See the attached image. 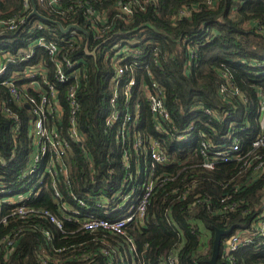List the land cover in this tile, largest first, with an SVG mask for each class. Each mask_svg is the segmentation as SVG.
Here are the masks:
<instances>
[{"label": "built area", "instance_id": "obj_1", "mask_svg": "<svg viewBox=\"0 0 264 264\" xmlns=\"http://www.w3.org/2000/svg\"><path fill=\"white\" fill-rule=\"evenodd\" d=\"M21 2V11L12 17L0 18V34L19 32L18 37L25 46L15 54L0 49V104L2 114L11 120L14 138L22 121L11 111V105L25 109L30 115L27 124L30 152L19 163L17 171L5 170L7 161L0 154V225H17L0 238L2 259L7 261L24 235L32 234L38 238L34 252L39 264H94L99 256L106 257V264H144L141 251L147 246L144 250L138 248L132 233L146 229L151 200L159 198L164 204L167 198H172L183 204L192 188L186 184L189 167L214 171L228 164L238 169L239 182L232 178L220 183L222 195L216 199L199 193L186 208L192 211L204 204L215 215L249 217L246 228L232 229L222 242L219 256L225 264H234V253L239 248L264 247V86L256 89V105L250 107L252 122L246 119L237 124L236 110L229 106L223 94L226 108L192 106L191 112L206 120V127L198 129L196 119L182 128L175 123L164 92L153 80H144L138 85L153 130L149 135L142 122V107L138 100L132 101L137 85L134 71L138 68L135 67L145 56L136 47V37L114 36L124 33L115 32L118 24L128 26L137 12L147 13L154 0H114V18L89 8H81L76 13L74 7L62 10L59 0ZM33 6L36 11L38 6L44 7L53 16L49 18L63 27L77 25L67 22L80 14L86 24L81 26L86 34L75 29L63 34L55 24L58 30L38 16L28 20ZM188 15L186 8L179 13V16ZM87 39L88 52L94 48L90 42L97 44L95 53H102L112 66L107 83L108 107H103L102 125L104 136L112 140L119 154L118 173L108 167L95 169L94 160L87 154L85 136L78 127V94L87 83L90 70L89 62L79 55V50ZM14 41L9 39L8 43ZM38 49L46 53L50 67L41 62L23 65L32 60ZM187 50L184 69L194 56L188 47ZM147 76L151 74L148 72ZM59 87L65 88V106L61 103ZM229 88L244 105L245 97ZM65 111H68L66 124L62 122ZM165 142H171V146L167 147ZM70 144L77 145L85 154L90 171L88 181L78 192L71 188L66 167ZM193 144L196 146L189 155L177 157ZM13 156L14 152L10 159ZM193 156L199 158L198 163L190 161ZM189 163L193 164L189 166ZM258 181H263V195L253 210L239 194ZM43 192L48 193L55 209L39 205ZM244 204L246 207L241 208ZM165 212L171 217L169 207ZM110 241L113 245L108 248ZM175 261V255H170L160 264H175Z\"/></svg>", "mask_w": 264, "mask_h": 264}, {"label": "trees", "instance_id": "obj_2", "mask_svg": "<svg viewBox=\"0 0 264 264\" xmlns=\"http://www.w3.org/2000/svg\"><path fill=\"white\" fill-rule=\"evenodd\" d=\"M113 1L59 0V7L62 10L74 7L75 13L81 8H89L98 13L105 12L110 18H114ZM22 8L21 0H0V18L12 17ZM183 8L189 11L188 16H179ZM37 11L43 18H53L44 7L38 6ZM117 21L122 23L121 20ZM31 22H28L27 27ZM46 22L58 30L52 22ZM70 23L80 27L86 25L80 14L73 21L70 19L67 22ZM121 30L124 33L115 35L114 38L136 37L138 42L136 47L138 46L145 56L135 67L138 68L134 71L137 85L133 89L132 101H139L143 110L142 122L149 135L153 134V130L144 110L143 94L138 85L149 79L156 82L164 92L171 117L181 128L194 119L198 129L205 128V118L191 112L192 106L226 108V103L224 104L222 100L223 94L227 96L229 106L236 110L234 118L237 124L246 119L250 122L254 120L250 107L256 105V89L264 86V0H216L214 3L212 0H154L147 13L139 11L128 26L118 24L115 27V32ZM18 36L19 32L0 34V49H8L13 54L24 49L25 46H22ZM9 39L15 41L9 44ZM90 45L94 47L92 51L97 47V44L93 45L91 42ZM84 47L79 50V55L87 59L90 70L88 81L78 94V127L85 136L86 149L89 152L87 154L94 160L95 169L108 167L118 173L119 154L116 153L112 140L104 136L102 125L103 107H108L107 83L112 66L100 52L95 53V60L86 56ZM187 47L193 51L194 56L190 65L184 69L188 58ZM34 54L32 60L23 65L30 66L41 62L50 67L44 51L38 49ZM258 64L262 66L258 67ZM148 72L151 74L150 77L147 76ZM50 81L53 82L52 78ZM229 86L245 97L244 105H241L237 97L230 92ZM64 89L59 87L61 103L65 106ZM10 109L21 118L22 126L14 138L11 133V120L2 114L0 104V154L7 161L5 170L17 171L19 163L22 164L30 152L27 125L30 115L25 109L19 110L12 105ZM67 118L68 111H65L62 117L64 124L67 123ZM165 145L169 147L171 142H165ZM195 146L196 144H193L186 148L177 157L189 155ZM13 152L14 156L10 159ZM85 159L82 150L77 145L70 144L66 155V167L74 192L82 190V186L88 181L90 171L87 169L88 163ZM190 161L198 163L199 158L193 156ZM237 171L238 169L230 164L221 165L214 171L189 167L186 184H190L192 188L186 202L181 204L167 198L163 204L159 198L152 199L147 211L146 229L132 233L136 236L138 248L144 250V246H147L141 251L144 264H160L167 261L170 255H175V264H208L215 230L246 228L249 217L238 214L230 217L215 215L204 204L197 205L192 211L186 208L199 193H207L211 199L220 197L222 195L220 183L232 178L239 182L236 177ZM262 185L263 181L254 182L239 194L253 210L256 204L259 205L263 195ZM39 205L52 209L53 205L51 206L49 202L47 192L41 195ZM167 207L171 210V217L165 212ZM245 207V204L241 206ZM14 226L17 225L15 223L8 227L0 225V238ZM227 237L221 238L220 248ZM37 239L32 234H25L16 244L15 251L10 252L7 261L2 259L3 251L0 252V264H39L34 252ZM112 245L113 241H110L108 248ZM234 258V264H264V247L260 246L258 250L253 246L239 248L234 253ZM106 263L107 259L103 256L97 257L94 262ZM217 264H225L220 256Z\"/></svg>", "mask_w": 264, "mask_h": 264}, {"label": "water", "instance_id": "obj_3", "mask_svg": "<svg viewBox=\"0 0 264 264\" xmlns=\"http://www.w3.org/2000/svg\"><path fill=\"white\" fill-rule=\"evenodd\" d=\"M32 16H38L43 21L52 22L53 24H55L60 29V31L63 34H66L70 29H75L81 33L86 34L85 31L80 26L68 25L67 27H63L59 22L51 21L50 19L41 17L40 15H38V13L35 9V6H33L32 11L28 14L27 19L29 20ZM87 45H88V39L86 40V43H85L84 52L87 54V56L94 58L95 57V49L91 52H88V46ZM232 229L233 228L231 227L227 230H215V235H214V239H213V243H212L211 258H210V261L208 262V264H217L221 238L229 235L231 233Z\"/></svg>", "mask_w": 264, "mask_h": 264}]
</instances>
